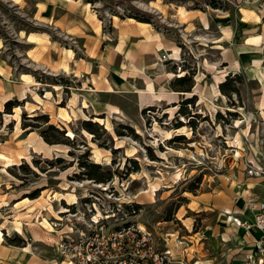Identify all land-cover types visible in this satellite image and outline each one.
Wrapping results in <instances>:
<instances>
[{
	"label": "rangeland",
	"instance_id": "obj_1",
	"mask_svg": "<svg viewBox=\"0 0 264 264\" xmlns=\"http://www.w3.org/2000/svg\"><path fill=\"white\" fill-rule=\"evenodd\" d=\"M70 1L0 0L16 84L0 110V264L59 263V235L91 216L142 223L182 264H228L209 198L264 195L248 174L264 168V0Z\"/></svg>",
	"mask_w": 264,
	"mask_h": 264
},
{
	"label": "built area",
	"instance_id": "obj_2",
	"mask_svg": "<svg viewBox=\"0 0 264 264\" xmlns=\"http://www.w3.org/2000/svg\"><path fill=\"white\" fill-rule=\"evenodd\" d=\"M248 174L264 178V168H252ZM246 207L254 211L252 227L258 236L253 239L244 264H264V199L252 195L246 200ZM106 219L91 216L87 221L70 220V232L60 234L55 242L57 253L68 264H182L167 245L158 249L153 232L142 223L127 220L115 225ZM79 222L81 227L77 228Z\"/></svg>",
	"mask_w": 264,
	"mask_h": 264
},
{
	"label": "crops",
	"instance_id": "obj_3",
	"mask_svg": "<svg viewBox=\"0 0 264 264\" xmlns=\"http://www.w3.org/2000/svg\"><path fill=\"white\" fill-rule=\"evenodd\" d=\"M70 2H75V1L72 0ZM147 27H149V25ZM128 30H129L128 26H125L124 28L121 29V32L124 35H127L126 31H128ZM30 35L34 36L32 33ZM28 40H30L29 37H28ZM30 41H32V40H30ZM163 47L164 46L162 44V46L160 47V50H166L165 47L164 48ZM1 49H2V46L0 45V52H1ZM67 51H69V50H67ZM168 52H170V51H168ZM81 61H83V59H81ZM74 62L76 64L77 60L74 59ZM75 71L76 70H73V71H71V73L76 74ZM8 74H9V66H8V64H6L2 60V58L0 56V102H2V99L4 97L8 100L10 99V97H11L10 93L13 94V91H14L13 85H16V84L9 81L10 79H9ZM22 78L27 83L30 82V79L26 78L25 75H23ZM20 80L23 81L21 78H20ZM149 85H152L151 82L146 83V91H147V87ZM9 87H11V89H9ZM21 95L23 96L24 93H22ZM24 97H25V95L23 96V98ZM20 99H22V97ZM172 99H175V98H172ZM244 191H245V189L243 190V192L241 194L242 201H241L240 205L234 204L232 202V200H229L227 198H222V197H218V198H214V199L209 198L210 203H214L213 201L216 202V204H212V206L223 209L221 216H224V219H222L221 222L223 223V227L225 228V230L227 229L226 227L230 228L229 230H226V233L225 232L223 233L224 238H221V240L230 244V246H228V249H227L229 254H228V257L226 258L228 264H244L245 255L251 249L252 241H253V239L257 238V236H258L257 231L252 227L254 211L246 207V200L252 195L258 196L260 199H264V195H257L256 193L251 192L249 190H247V192H244ZM242 195H244V196H242ZM54 200H52V201H54ZM40 207H41V209H40L41 212L43 210H45L44 204L42 206L40 205ZM48 208L51 210V208H52L51 204H50V206H48ZM39 218H40L39 222H41L43 220L42 213L40 214ZM48 222L50 223V221H48ZM247 225H248V227H246ZM51 228H52V226L50 223V229ZM217 233H219V232H217ZM232 245H234L235 247H232ZM56 264H65V261L62 259V261H60L59 263H56Z\"/></svg>",
	"mask_w": 264,
	"mask_h": 264
},
{
	"label": "bare ground",
	"instance_id": "obj_4",
	"mask_svg": "<svg viewBox=\"0 0 264 264\" xmlns=\"http://www.w3.org/2000/svg\"><path fill=\"white\" fill-rule=\"evenodd\" d=\"M179 16L181 17V18H185V11L184 10H182V8L179 10ZM116 19V18H115ZM69 53L71 54L72 52L71 51H69ZM68 53V54H69ZM174 56H178V50H176V49H174V54H173ZM149 90H153V88L151 87V86H149ZM48 95V94H47ZM50 95V94H49ZM8 99H6L5 97L2 99V102H0V110L2 109V107H3V105H4V102H6ZM109 111L111 112H114V113H117L119 110L118 109H116V108H114V107H110V109H109ZM119 113V112H118ZM7 117V116H6ZM11 118L13 119V120H17L18 121V119H19V113L18 112H15L14 114H12V116H11ZM237 123V122H236ZM167 135H169V133H167ZM235 138V137H234ZM236 140L233 142L234 143V146L235 147H240V143H239V140H238V137L237 138H235ZM232 142V141H231ZM41 145H46L45 143L43 144V143H41ZM41 145H40V147H41ZM39 146V145H38ZM43 146V147H44ZM48 147V146H47ZM36 149V148H35ZM47 149V148H46ZM49 149H50V147H49ZM49 149H47V150H49ZM52 149V148H51ZM38 150V149H37ZM51 152H55V153H52V154H56L57 156H59V151L57 150V149H55V151H54V149H52L51 150ZM238 152V151H237ZM20 153V152H19ZM51 154V153H50ZM239 154V153H238ZM0 157H1V159H4V158H6L5 156H3V155H1L0 154ZM20 157V156H19ZM23 157V156H22ZM99 158H100V154L99 153H94L93 154V159L95 160V161H98L99 160ZM11 161V160H10ZM4 170V169H3ZM5 171V170H4ZM177 178V177H176ZM64 189V188H63ZM68 189H66V191H67ZM155 190V189H154ZM63 191H65V190H63ZM145 192V191H144ZM148 195V194H147ZM153 195V194H152ZM62 197H61V200H66L67 201V203L69 204V205H72V204H74V203H76V201H77V197H76V195L74 194V193H72L71 191H67V192H65V193H62V195H61ZM152 200V199H151ZM47 203V202H46ZM60 212H66V210H64L63 208H61V211ZM39 215V214H38ZM39 218V217H38ZM39 220V219H38ZM239 221V220H238ZM39 222V221H38ZM37 222V223H38ZM239 223V222H238ZM38 224H42L45 228H50V224H49V222L47 221V220H45L44 219V221L42 220V222H39ZM229 228V227H228ZM230 229V228H229ZM226 230H228V229H226ZM0 235H1V233H0ZM1 238V237H0Z\"/></svg>",
	"mask_w": 264,
	"mask_h": 264
},
{
	"label": "trees",
	"instance_id": "obj_5",
	"mask_svg": "<svg viewBox=\"0 0 264 264\" xmlns=\"http://www.w3.org/2000/svg\"><path fill=\"white\" fill-rule=\"evenodd\" d=\"M127 17H130L132 18V16L128 15ZM138 21L140 22H145V23H150L149 20L145 19V18H138L137 19ZM13 106V103L12 101H7L5 104H4V112L8 113V111L12 108ZM35 118V117H34ZM52 128V127H51ZM132 212V211H131Z\"/></svg>",
	"mask_w": 264,
	"mask_h": 264
}]
</instances>
